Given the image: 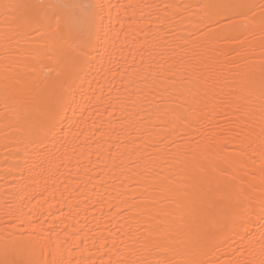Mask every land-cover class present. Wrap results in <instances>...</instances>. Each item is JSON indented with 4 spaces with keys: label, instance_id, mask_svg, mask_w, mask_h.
Segmentation results:
<instances>
[{
    "label": "bare ground",
    "instance_id": "bare-ground-1",
    "mask_svg": "<svg viewBox=\"0 0 264 264\" xmlns=\"http://www.w3.org/2000/svg\"><path fill=\"white\" fill-rule=\"evenodd\" d=\"M12 2L15 0H0V249L5 244L43 243L50 225L53 241L56 232L65 226L67 235L60 232V239H68L69 244L73 242V233L85 235L87 249L83 257L79 249L74 250L73 259H87L94 253L92 258L98 261L103 256L105 249L97 252L88 237H109V248L112 237L118 245L120 241L129 245V235H141L150 223L156 222L149 220L147 212L151 210L155 214L156 209L149 206L150 197L157 193L150 187L145 192V187L154 182L147 181L143 175L145 168L151 167L148 158L151 153L152 160L162 156L163 160L171 162V167H167L161 160L160 170L174 179L179 190L175 202L163 205L172 213L167 222L190 249L201 252L200 259L210 260L213 264L234 261L233 249L242 243L238 236L216 239L215 235L209 234L210 242L203 239L210 220L221 208L226 209L236 195L227 190L228 178L219 172L227 167L224 161L231 158L228 152L221 151L224 138L219 134L220 129L207 123L194 125L160 143V136L167 133L153 114L158 99L152 92L158 83L155 78L158 73L169 75V67L180 72L185 67H198L206 76H211L210 85L216 91L223 90L221 95L226 96L231 91L229 85L235 70L229 71L233 68L234 55L229 53L235 46L223 42L210 45L204 41L201 36V29L205 28L201 23L204 11L200 5L206 0H104L106 4L134 6L128 8L127 17H122L127 21V31L115 45L117 55L112 64L105 63L97 70L92 84L93 90H102L104 101L110 100L112 107L105 111L96 102L88 104L85 101L86 110L83 115L76 111V122L71 129L68 125L73 114L69 112V120L62 130H57L59 134L46 141L48 152L40 167L34 166V158L30 159L23 152L17 153L21 133L16 128L24 125L25 119L41 103L45 91L57 80L59 65L57 54L51 52L50 56L31 61L36 71L29 70L24 53L40 47V42L38 37L36 42L30 37H15L10 29H6L2 5ZM252 2L259 4L260 0ZM166 4L175 7H146ZM256 23L259 24V8L256 9ZM5 31L14 36L7 46ZM259 38L257 27L252 37L256 63L260 52ZM6 47L20 55L6 57ZM220 70H223L222 77ZM6 75L13 83L7 94L2 86ZM253 109L251 127L255 138L261 130L258 100H253ZM136 111L141 115L136 116ZM258 145L257 140L256 152ZM234 146L230 145L229 151ZM185 166L192 176L199 178V183L185 178ZM260 166V158L253 156L245 171L259 173ZM256 182H259L258 177ZM25 185L23 203L25 212L29 213V209L31 212L21 224L8 214V205L20 203L18 193ZM208 187L212 189L213 206H209L201 191ZM28 220L33 221L31 226ZM34 227L36 233L32 234ZM252 228L258 230L259 224H253ZM219 231H222L219 227L212 229V233ZM75 242L78 243V239ZM97 244H100L99 239ZM108 256L115 259L114 252H109ZM108 256L103 258L107 260Z\"/></svg>",
    "mask_w": 264,
    "mask_h": 264
},
{
    "label": "snow or ice",
    "instance_id": "snow-or-ice-1",
    "mask_svg": "<svg viewBox=\"0 0 264 264\" xmlns=\"http://www.w3.org/2000/svg\"><path fill=\"white\" fill-rule=\"evenodd\" d=\"M2 7L5 27L15 37H30L32 42L39 38L40 47L24 53L31 72L36 71L31 61L50 56L51 52L57 54V80L45 91L41 103L25 119L24 125L16 128L21 133L17 153L23 152L30 159L34 158V166L40 167L48 152L46 141L59 134L57 130H62L64 123L69 120V112L73 114L72 122L68 125L71 129L76 122V111L83 115L86 110L85 101L88 104L96 102L105 111L112 107L110 100L104 101L102 90H93L92 84L97 70L103 68L105 63L112 64L117 55L115 45L127 31V21L122 17H127L128 8L134 6L110 2L106 4L104 0H15L4 3ZM146 7L170 9L175 6L166 4ZM200 7L204 11L201 17V23L205 24V28L201 29L204 41L210 45L223 42L235 46L229 53H234L231 60L233 68L229 71L235 70L229 85L231 91L226 96L221 95L223 90L216 91L210 85L211 76H206L198 67H185L182 72L172 71L169 67V75L158 73L155 78L158 83L152 89L158 97L153 114L167 133L160 136L159 142L165 143L173 134H182L194 125L203 126L207 123L214 129H220L219 134L224 138L221 151L228 152L231 158L224 161L227 167L219 172L228 178L227 190L236 195L226 209L221 208L215 218L210 220L203 239L206 243L210 242L207 239L209 234L215 235L216 239L238 236L242 243L239 248L233 249L236 259L228 264H264V0H260L259 4L252 0H206ZM257 27L260 31L258 63L252 52L255 46L252 37ZM14 36L5 31L6 46ZM5 55L20 53L6 47ZM220 76H223V70H220ZM2 86L6 94L13 87L7 75ZM253 100L259 101L261 129L255 138L251 127ZM134 114L141 115L140 111ZM5 138H8L7 133ZM257 140L258 152L255 149ZM230 145L235 146L229 151ZM253 156L261 160L259 173L245 171ZM148 158L151 167H146L143 175L147 181L154 183H149L145 192L150 187L157 195L150 197L149 206L150 209H156V212L153 215L149 210L147 215L150 221L154 219L156 222L150 223L141 235H129L131 243L126 246L123 241L118 245L115 237H112L110 248L109 237L87 238L97 252L104 248L103 256L114 252L115 259L108 256L105 260L102 256L97 261L92 258L94 253L87 259H73V251L76 249L80 250L83 257L87 249L85 235L82 232L73 233V242L69 244L68 239H60V232L67 235L65 226L56 232V240L53 241L50 225L43 243L5 244L0 249V264H213L210 260L200 259L201 252L190 249L176 229L167 222L172 213L163 205L175 202L179 190L174 179L160 170V161L167 167H171V162L163 160L162 156L152 160L151 153ZM24 163L26 165L28 160ZM184 175L187 180L199 183V178L192 176L187 166ZM26 188L25 185L18 193L20 203L8 205V214L21 224L26 222L25 217L31 212V209L29 213L25 212L23 203ZM201 191L209 206H213L211 187L202 188ZM27 223L31 226L33 221L28 220ZM253 224H259V229H253ZM217 227L222 231L212 233V229ZM35 233L34 227L32 234ZM77 239L78 243L75 242ZM97 239L100 240L99 245Z\"/></svg>",
    "mask_w": 264,
    "mask_h": 264
}]
</instances>
